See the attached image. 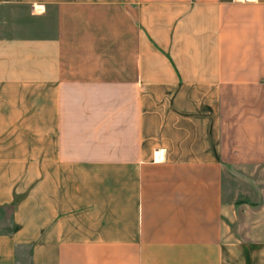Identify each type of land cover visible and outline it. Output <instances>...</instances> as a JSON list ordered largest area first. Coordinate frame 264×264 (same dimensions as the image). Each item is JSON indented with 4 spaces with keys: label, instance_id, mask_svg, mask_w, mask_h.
<instances>
[{
    "label": "crops",
    "instance_id": "crops-1",
    "mask_svg": "<svg viewBox=\"0 0 264 264\" xmlns=\"http://www.w3.org/2000/svg\"><path fill=\"white\" fill-rule=\"evenodd\" d=\"M0 264H264V0H0Z\"/></svg>",
    "mask_w": 264,
    "mask_h": 264
}]
</instances>
